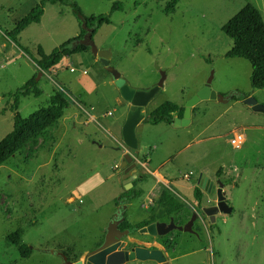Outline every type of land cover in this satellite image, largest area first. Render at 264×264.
I'll return each instance as SVG.
<instances>
[{
	"label": "rangeland",
	"instance_id": "1",
	"mask_svg": "<svg viewBox=\"0 0 264 264\" xmlns=\"http://www.w3.org/2000/svg\"><path fill=\"white\" fill-rule=\"evenodd\" d=\"M71 1L86 17L108 15V23L101 24L92 38L98 48L111 50L109 63L127 83L145 89L164 72L163 85L145 111L163 101L184 106L211 74V89L237 97L226 103L199 100L191 107L195 122L189 133L166 125L155 129L145 123L135 129L137 134L142 133L143 142L154 145V161L171 158L167 166L175 167L174 176L180 179L191 171V177H195L199 168L211 176L214 186L202 195L200 207L215 204L216 179L223 182L231 213L219 212L213 221L199 213L192 232L175 228L164 235H149L133 230L121 239L124 249L158 248L172 264H264V113L242 101L250 95L264 105V88H251V65L246 59L225 56L232 40L221 30L246 3L253 4L264 18V0H117L122 9L115 11L110 9L116 0ZM38 2L0 0V139L11 131L15 113L10 110L12 98L4 94L13 93L34 74L37 78V48L49 53L80 32L71 4L47 3L40 21L17 36L18 43L29 51L23 53L6 33ZM68 60L75 72H42L37 80L41 93L19 99L17 111L22 117L45 106L49 96L58 91L63 92L68 105L60 118L32 132L0 165V264H65L50 252L58 249L66 250L72 261H85L87 252L103 241L115 212V198L122 189L117 169L110 164L114 155L93 145L97 139H112L88 114L95 113L100 120L98 112L107 107L116 109L108 118L117 117L120 107L113 97H121L119 89L89 48ZM58 67L68 68L64 61ZM82 70L86 74L79 78ZM203 129L199 143L191 142L181 149ZM232 129L245 135L238 148L229 142ZM176 133L180 134L178 138ZM96 170L112 175L89 193L76 195L79 181ZM166 187L190 199L186 193L180 194L173 182ZM146 206L152 204L145 199L135 201L132 212L130 208L127 212V221H143ZM197 208L191 201L161 220L173 218L182 226ZM18 228L22 230L19 243L29 247L24 256L6 240ZM123 264L157 263L132 260Z\"/></svg>",
	"mask_w": 264,
	"mask_h": 264
},
{
	"label": "trees",
	"instance_id": "2",
	"mask_svg": "<svg viewBox=\"0 0 264 264\" xmlns=\"http://www.w3.org/2000/svg\"><path fill=\"white\" fill-rule=\"evenodd\" d=\"M61 3L71 4L75 15L81 13L77 4L71 0H39V2L18 22L13 28L6 33L9 40L23 51L29 54L26 47L21 46L17 41V36L31 23H38L44 11L45 4ZM122 3L114 1L110 11L121 10ZM82 14V13H81ZM87 26L93 27V34L96 29L103 23H108V15H90L85 16ZM78 23L80 24L79 20ZM223 33L232 40V46L226 51V57H241L246 59L251 65L250 84L252 89L264 88V18L260 11L251 3L244 4L237 10L222 26ZM84 30L80 28L79 34L75 38H80ZM73 38L62 42L60 45L53 48L49 53H45L41 47L37 48V58L34 59L35 64L40 71L45 72L51 70L52 67L59 64L64 57L74 55L82 52L88 47L78 44L72 47L71 41ZM34 74L27 80L20 88L13 93L4 94L12 98L10 110L14 111L13 125L4 137L0 139V165L10 158L32 132L41 131L44 123L47 121H55L60 118L68 103L64 98L63 92H56L51 95L46 106L38 108L27 117H22L17 111L19 99L21 96L28 94L39 95L40 89L38 81L35 80ZM232 99H237L235 95ZM183 106H177L171 101H163L156 106L144 119L150 124H157L159 122L172 123L174 116L179 117L183 114ZM138 195L134 188L123 191L115 198V204L125 203L128 199ZM202 193L198 187L193 189V198L199 202ZM183 207V203L168 189H163L159 196L155 199L148 219L136 224H130L124 220L119 226L120 228H130L132 231L142 226L160 220L166 216L179 211ZM22 230L20 228L12 231L6 236V240L15 245L19 253L24 256L29 247L25 244H20V236ZM70 259L67 252L64 251ZM11 264V263H6Z\"/></svg>",
	"mask_w": 264,
	"mask_h": 264
},
{
	"label": "water",
	"instance_id": "3",
	"mask_svg": "<svg viewBox=\"0 0 264 264\" xmlns=\"http://www.w3.org/2000/svg\"><path fill=\"white\" fill-rule=\"evenodd\" d=\"M77 18L80 22V27L84 30V33L80 38H75L71 41L72 47L78 44L86 46L90 49L94 56H97L99 61L110 73L114 80L115 86L119 89V93L124 100L129 102V110L127 111L126 118L121 127V138L124 145L123 155L120 162V168H122L121 180L123 188L128 190L131 187L130 174L135 163L129 150L137 149V138L135 136V126L143 120L144 115L141 112L143 106L158 92L162 87L165 78L164 72H161L159 80L152 86L145 89H133L128 86L121 73L109 63L111 58V50L108 48H98L94 43L93 27L87 26L85 16L81 13L77 14ZM37 78L42 75V71L37 72ZM212 74L205 81V83L190 97L184 104L183 114L181 117H175L173 122L175 124L185 126L190 121V111L199 100L201 99H216L219 102L226 103L233 94L222 95L215 92L210 87ZM243 103L249 105L252 110L264 113V105L258 103L257 100L250 95H245L242 99ZM198 182L200 187L205 192H210L213 185V181H210L207 177L199 176ZM223 182L217 180L216 188V202L214 205H208L201 208V212L209 217L210 221L214 220L215 214L222 212L229 214L232 211V207L226 202V198L223 192ZM122 210H125V205L121 208H117L110 218V222L106 228L105 235L102 243L95 249L87 252L85 261L79 259L76 261L70 260L62 250H51L50 252L58 255L62 258L65 264H123L132 260H152L157 264H172L167 261L163 251L158 248H146L143 246H135L129 250H125V242L121 241L124 236H127L130 231L128 228L121 230L119 228L120 222L123 217L120 216ZM195 216L192 214L191 218L182 226L176 225L173 218H170L168 222L154 221L149 224L138 228L140 233H147L149 235H164L172 229H179L182 231L192 232L191 224Z\"/></svg>",
	"mask_w": 264,
	"mask_h": 264
},
{
	"label": "crops",
	"instance_id": "4",
	"mask_svg": "<svg viewBox=\"0 0 264 264\" xmlns=\"http://www.w3.org/2000/svg\"><path fill=\"white\" fill-rule=\"evenodd\" d=\"M68 57H70V56H68ZM68 57L67 58L64 57L61 60L62 62L63 61L66 62L68 68L66 67L64 69H61L60 67H58V69H56L57 66L60 64L59 63V64L55 65L54 67H52L51 71L53 70V72L58 74V72H60L62 70L70 71V67L74 68V66L68 60ZM111 57H112V54H111ZM109 62H110V60H109ZM75 70L73 72H75ZM70 72H72V71H70ZM82 74H86V71L82 70V73L79 74V78L81 77ZM121 76L124 78L125 82L127 83V80L125 79V76L122 73H121ZM127 84L130 88L141 89V88L136 87V86L133 87L129 83H127ZM39 89H40V93H41V88L39 87ZM190 96H192V95H190ZM49 98H50V96H49ZM49 98L47 100V104L49 102ZM113 99H114L113 101L117 105H119V107H120V113L118 114L117 117L112 118L110 120L108 117H110V116L112 117L113 112L116 109H114V108L108 109L107 107H105L104 110H101L100 112H98V117H100V120L97 119V116L95 113L90 112V114H88V116L90 117V119L94 120L100 128H102V130L105 132L107 137L112 139V142H111L110 140H107V139L103 140L100 137L101 139H97V140L93 141V145L97 146L98 149H100V150L108 149L109 151H112L114 158H112V161L110 164H112V166L115 170L117 169L116 170L117 180L120 182L121 186L120 185L119 186L122 189V191H121V193H122L123 191H125V189L123 188V183L121 180V176H122L123 171H122V168H120V162H121V158H122V155L124 152L123 151L124 145H123L122 138H121V127H122V124L126 118V114H127V111L129 110L130 104H129V102L124 100L122 98V96L121 97L115 96V97H113ZM146 105L143 106L141 109V112L144 115V118L142 121H140L135 126V129L137 127H139L140 125H142L141 123H143V124L145 123L144 125H151V127L152 128L155 127V129H158L161 125H166L167 127H171V128L174 127L173 129H175V128L181 129L178 131H186L188 133L191 131L189 127L191 125H193L195 122L194 117H193V109H191V111H190V121L185 126L175 124L174 122H172V123L159 122L157 124H150V123L146 122L144 119L147 117V115L155 107L150 109V111H145ZM176 105L179 107L181 106L178 104H176ZM90 108L94 109V106L92 105V106H90ZM175 117H179V116L175 115L174 118ZM135 129H134V132H135V136L137 138V149L136 150H129V153L132 155L133 161L135 163L134 167L131 170V174H130V182H131L130 188H134V190H136L138 192V195L128 199L125 203L115 204L114 205V211L117 208H121L122 205H125V210L121 211L120 216L123 217V219L125 218V220L127 221V212L129 211V208L132 206V204L135 201H137L139 199H142V200L145 199V200H147V203H151L152 207H153L155 199L159 196L160 192L163 189H168L166 186H168L170 182H173L176 185V187L179 189L180 194H182V192H184L190 196V199H185V198H183V195L180 196L178 194L173 193L170 190L178 198V200L183 203V206H184V204H189V202H191V201L195 202V204H196L197 202L193 198V189L195 187H198L200 189L202 195H204V193H207V192L203 191L200 187V183L198 182L199 176H201V178L207 177L210 181H212L211 176L205 175L203 172L200 171L202 169L199 167H197L199 169H198V173L196 174L195 177H191V174H192L191 171H189L188 173H184L180 179L178 177L174 176L175 170H176L175 167L173 165L167 166L170 163L171 158L165 157L163 160H161L159 162L154 161V159L152 158L154 152H153V150L151 151V149L154 148V145L148 146L149 145L148 143L143 142L142 141V133L140 132L137 134ZM203 131H204V129L201 131H198L191 139H189L188 141L185 142L184 146L181 149H184L187 146H189V144L191 142L192 143L193 142L199 143V141L201 140V138H199V136H200L201 132H203ZM235 131H239V130L238 129H232V132H235ZM175 135L178 138L180 134L176 133ZM243 136L245 138L244 134H243ZM116 159H117V161H116ZM111 175L112 174L104 175L102 173V171L96 170V171L90 173L89 175H87L86 177H84L82 180H80L79 183L76 185L77 187L74 189V191H75L76 195H85V194L89 193L91 190H93L94 188H96L97 186L105 183L106 180L110 179ZM165 175L170 177L171 181L166 179L164 177ZM217 180H218V178L216 179V181ZM158 183L163 186V189H161L162 186L157 185ZM213 186H214V181H213V185L211 187V190H212ZM143 207H145V205H143ZM152 207L148 208V206H146L145 209L147 210V215H146V218L144 220L148 219ZM133 208H130L131 210L129 213L132 212ZM123 212H125V214H123ZM156 221H163V220L160 219V220H156ZM121 222H120V224H121ZM130 224H132V223H130ZM64 251L67 252L66 250H64ZM68 255H69V253H68ZM69 257H71V256L69 255ZM145 261H152V260H145ZM153 262H155V261H153Z\"/></svg>",
	"mask_w": 264,
	"mask_h": 264
},
{
	"label": "built area",
	"instance_id": "5",
	"mask_svg": "<svg viewBox=\"0 0 264 264\" xmlns=\"http://www.w3.org/2000/svg\"><path fill=\"white\" fill-rule=\"evenodd\" d=\"M74 70L75 69L73 67H70V71L73 72ZM229 142L235 148L240 147V145L244 142V136H243L242 132H240V131L232 132V135L229 138Z\"/></svg>",
	"mask_w": 264,
	"mask_h": 264
},
{
	"label": "flooded vegetation",
	"instance_id": "6",
	"mask_svg": "<svg viewBox=\"0 0 264 264\" xmlns=\"http://www.w3.org/2000/svg\"><path fill=\"white\" fill-rule=\"evenodd\" d=\"M231 99H232V97H231ZM196 202H197V201H196ZM199 202H200V201H199ZM199 202L196 203V205H197L198 208H197V209H194V211L191 212L190 217L186 220V222H187V221L191 218L192 214H194L195 218H194V220L192 221L191 226L193 225V223H194L196 220L199 219V215H198V214H199V213H202V212H201V208H202V207L199 206ZM213 205H214V204H213ZM208 218H209V217H208ZM186 222H185V223H186ZM119 225H120V224H119ZM119 228H120V226H119ZM120 229H121V230H124V229H126V228H120ZM128 229H129L130 232L132 231L130 228H128ZM129 234H130V233H129ZM129 234H128V235H129ZM101 243H102V242H101ZM101 243H100V244H101ZM100 244H99V245H100ZM99 245H98V246H99ZM98 246H97V247H98ZM94 249H95V248H94Z\"/></svg>",
	"mask_w": 264,
	"mask_h": 264
}]
</instances>
